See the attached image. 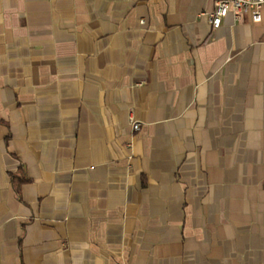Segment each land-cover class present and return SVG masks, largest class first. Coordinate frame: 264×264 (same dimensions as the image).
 Returning a JSON list of instances; mask_svg holds the SVG:
<instances>
[{"label": "crops", "instance_id": "crops-1", "mask_svg": "<svg viewBox=\"0 0 264 264\" xmlns=\"http://www.w3.org/2000/svg\"><path fill=\"white\" fill-rule=\"evenodd\" d=\"M215 1L0 0V264H264V10Z\"/></svg>", "mask_w": 264, "mask_h": 264}, {"label": "built area", "instance_id": "built-area-1", "mask_svg": "<svg viewBox=\"0 0 264 264\" xmlns=\"http://www.w3.org/2000/svg\"><path fill=\"white\" fill-rule=\"evenodd\" d=\"M230 10L232 11L234 18L237 20L243 14H248L252 22L259 23L262 20L264 0H216L215 7L208 16L211 27H219L223 18H225ZM131 124L133 130H139V122L132 121Z\"/></svg>", "mask_w": 264, "mask_h": 264}]
</instances>
